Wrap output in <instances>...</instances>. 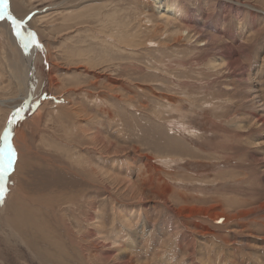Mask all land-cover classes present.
I'll use <instances>...</instances> for the list:
<instances>
[{
    "label": "rangeland",
    "instance_id": "rangeland-1",
    "mask_svg": "<svg viewBox=\"0 0 264 264\" xmlns=\"http://www.w3.org/2000/svg\"><path fill=\"white\" fill-rule=\"evenodd\" d=\"M6 4L0 264H264V0Z\"/></svg>",
    "mask_w": 264,
    "mask_h": 264
},
{
    "label": "bare ground",
    "instance_id": "bare-ground-1",
    "mask_svg": "<svg viewBox=\"0 0 264 264\" xmlns=\"http://www.w3.org/2000/svg\"><path fill=\"white\" fill-rule=\"evenodd\" d=\"M7 5V4H6ZM3 4V0H0V11L4 12V9L10 13L9 9L7 8V6ZM166 5L167 8L172 9L174 5H176L174 2L173 4L167 3ZM11 14V13H10ZM11 16L13 18H15V16L13 14H11ZM7 17V16H6ZM5 17V18H6ZM8 19V18H7ZM16 19V18H15ZM20 21V20H19ZM8 22H11V26H10V31L12 32V35L14 36V39L17 40V42L19 43L20 47H21V53H22V65H24V84H25V90H26V95L24 97V99H26L24 102H28L29 98L32 97V94L34 92V94L36 93V89H37V75L35 73V67L33 68L32 64H35V59H37L35 57V55L37 54L36 49L34 47V44L31 42V39L28 37V33L32 32L31 30H29L26 25L24 23L19 25V31L21 33V35H17V29L16 26H14L12 24V21L8 19ZM169 22V21H168ZM135 28V27H134ZM7 29V28H6ZM179 32V31H178ZM33 33V32H32ZM178 37V36H177ZM13 39V38H12ZM36 41L39 43V39L37 36H35ZM25 44H28L29 46L27 48L24 47ZM230 46V45H229ZM230 49V48H229ZM226 50V49H225ZM232 59V58H231ZM234 59V57H233ZM232 59V60H233ZM40 60V59H39ZM163 60V59H162ZM236 60V59H234ZM231 61V60H230ZM233 64V63H232ZM17 65V64H16ZM51 85V84H50ZM36 86V89H35ZM21 108V106H20ZM19 108V109H20ZM17 110L14 112V116L17 115ZM19 115V114H18ZM259 118V117H258ZM261 118V117H260ZM259 118V119H260ZM261 120V119H260ZM264 120V119H263ZM9 123V122H8ZM0 156L1 153H0ZM1 180V179H0Z\"/></svg>",
    "mask_w": 264,
    "mask_h": 264
},
{
    "label": "snow or ice",
    "instance_id": "snow-or-ice-1",
    "mask_svg": "<svg viewBox=\"0 0 264 264\" xmlns=\"http://www.w3.org/2000/svg\"><path fill=\"white\" fill-rule=\"evenodd\" d=\"M6 3H7V0H3V4L6 5ZM5 16H7V18H8L9 20L12 21V24H13L14 26H16V29H17V35H18V36L21 35V33H20V31H19V25L22 24L23 21H17L15 18H13V17L11 16L10 13H6V12H3V11H0V19H4ZM27 35H28V37L31 39V42H32L33 44H36L37 47H39V44H38V42H37L36 39H35V34L32 33V32H29ZM28 46H29L28 44H25V45H24L25 48H27ZM13 156H14V153H13ZM7 167H9V168L11 167V162L8 163ZM0 191H2V189H0Z\"/></svg>",
    "mask_w": 264,
    "mask_h": 264
},
{
    "label": "water",
    "instance_id": "water-1",
    "mask_svg": "<svg viewBox=\"0 0 264 264\" xmlns=\"http://www.w3.org/2000/svg\"><path fill=\"white\" fill-rule=\"evenodd\" d=\"M4 12H6V13H8L5 9H4ZM17 21H19L18 19H16ZM23 23H25V22H23ZM11 119V118H10Z\"/></svg>",
    "mask_w": 264,
    "mask_h": 264
}]
</instances>
